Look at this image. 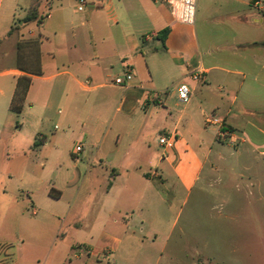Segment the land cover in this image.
<instances>
[{
    "label": "crops",
    "instance_id": "0c3cea01",
    "mask_svg": "<svg viewBox=\"0 0 264 264\" xmlns=\"http://www.w3.org/2000/svg\"><path fill=\"white\" fill-rule=\"evenodd\" d=\"M31 1L20 14L13 10L2 15L3 0H0V143L5 146L3 151L6 158L13 154L27 155L38 151L39 157L49 161V146L56 144L57 139L53 132L46 134L44 123L52 107L55 104L61 106L63 109L58 114L66 113L60 118L61 123L73 128V116L87 104L88 95L104 87L116 90L92 95V107L94 103L100 106V115L94 122L82 125L78 132L81 139L70 149V155L74 156L68 162L72 172L62 173L59 183L47 187L49 198L59 201L67 198L71 209L77 201L76 195L81 191L86 192L91 204L95 203L93 222L97 227L119 226L124 235L138 217V223L144 225L148 216L153 219L157 216L155 211L159 196L163 195L164 184L169 183L173 192L178 187L191 191L207 164L218 154V128L208 127L204 123V116L211 112L224 119L234 143L239 140L240 144H249V151L242 148L233 158L236 161L235 169L239 170V180L244 181L245 174H251L254 164L264 159V149L260 154L253 152L256 145L253 137L247 133L250 128L264 136V130L256 127L248 118L253 113L264 115V101L259 100L260 94L264 93V32L261 39L254 38V29L264 31V15L261 17L259 14L263 11L258 9L259 1L245 3L250 9H258L248 19L236 9L239 0H222L224 5L217 11V16L220 23H227L231 27L221 28L224 34L227 31L226 41L217 43L214 51L208 39H204V44L200 43L195 23L185 25L173 19L165 0H141L142 11L139 12L125 8L122 0H118L123 6L122 14L115 10L113 0H89L91 8L84 12L88 20L99 3L107 2L108 11L94 14L93 25L94 28H116L117 37L111 48L122 67L127 68L125 71L132 70L135 74V79L126 88L105 83L92 85L110 67L109 63L99 61V57L107 53L103 47L97 49L92 44L87 48L83 46L80 42L82 36L76 33L75 28H71V35L67 36V26L74 24V20L63 9H52L54 0H41L39 16H43L42 23H23ZM128 4L131 6L133 3L128 0ZM206 19H211L210 13L204 16ZM32 25H36L38 30L33 29ZM147 28L155 29L147 31ZM166 28L169 33L162 41L157 35ZM146 32L153 34L145 38L144 43L160 40L164 56L158 55L157 46L147 52L144 47L138 46L135 51L117 53L123 52V41L126 40L123 33H131L137 38L143 37ZM25 33L29 39H25ZM16 34L19 38L12 43ZM32 41L38 42L37 62L30 54L33 48L29 43ZM137 58L145 66L146 80L138 76L135 68ZM35 63L38 69L33 68ZM159 68L168 76L176 73L178 77L173 84L176 88L182 82L189 84L192 96L187 103L178 101L176 88L166 100L163 97L156 102L152 100L150 92H160L154 90V72ZM197 70L203 71L201 81L190 77ZM22 76L30 77L31 85L22 112L17 115L10 107L17 81ZM172 103L179 109L174 116L168 107ZM112 106H115V111L108 120L106 113ZM169 119L170 123L165 125ZM154 127L164 129L167 137H171L169 145L162 146L157 158L148 155V148H145L148 142L146 129ZM57 129L58 125H55L54 130ZM35 141H39L38 148H34ZM79 144L82 151L76 153L75 147ZM88 146L96 151L90 157L83 154ZM81 153V157H78ZM53 156L56 158L57 155ZM3 173L0 196L8 195L7 187L13 179L12 173ZM156 177L165 183L159 184ZM148 194H151L150 199L147 198ZM27 197L31 214L36 216L39 208L31 195ZM20 217L24 218L23 213H14L12 203L8 205L3 219H9L12 225L16 222V225ZM73 226L79 228L78 223ZM90 235L88 239L72 244L74 258L80 264H104L106 258L102 257L107 252L111 253L109 241H105V237L104 242L94 244L95 237L92 233ZM62 237L61 233L55 235L56 240ZM23 238L20 234L22 244ZM14 247L11 239L0 236V252L3 249L8 252L11 248L12 263L16 260V264H19L13 253ZM67 261L72 262L71 259Z\"/></svg>",
    "mask_w": 264,
    "mask_h": 264
},
{
    "label": "rangeland",
    "instance_id": "374dc122",
    "mask_svg": "<svg viewBox=\"0 0 264 264\" xmlns=\"http://www.w3.org/2000/svg\"><path fill=\"white\" fill-rule=\"evenodd\" d=\"M130 1L133 3L131 6L128 0H122L125 8L142 11L141 0ZM250 1L239 0V3H236V9L248 19L252 14H256L258 9H263L259 12L263 17L264 0H256L260 3L258 9L245 6ZM113 3L115 10L122 14V4H119L118 0H113ZM32 4L33 0L31 6ZM75 4L74 0H54L51 5L54 10L63 9L74 20V24L67 26V36L71 35V28H75L76 33L82 36L80 42L83 46L87 48L92 44L97 49L102 47L105 49L107 55H101L99 61L109 63L110 67L102 78L94 80L92 85L112 84L116 77L123 79L127 68L122 67L120 60L116 58L117 54L111 48V44L117 37L114 31L116 28H98V26L94 28L95 24L93 25L94 14L108 11L107 2L99 3L97 8L93 9L89 20L84 13L77 11ZM29 5L30 0H3L1 13L4 15L16 10L20 14ZM90 5L89 3L88 9ZM223 5L222 0H197L196 2L197 36L201 44H204V39H208L214 51H216L217 43L226 41L227 31L224 34L221 28L231 27L227 23H220V18L217 16V11L223 8ZM208 13L211 19L204 20V16ZM32 27L38 30L36 25ZM147 29L151 31L155 28ZM254 30V38L261 39L263 29ZM152 34L146 32L143 37L135 38L131 33H123V36L126 35V40L123 41V52L117 53L135 51L138 46L144 47L147 52L157 46L158 55L164 56L165 51L160 40L151 44L144 43L146 36ZM24 36L25 39H29L27 33ZM18 38L16 34L11 42H17ZM6 46L8 47V43ZM49 47L52 46L49 45ZM223 51L221 52L226 54ZM222 53L221 55H224ZM16 64H18L17 61ZM135 68L138 76L146 80L147 71L140 58H137ZM175 74L173 72L171 76H168L162 68L154 72L156 87L154 90L166 93L162 96L165 100L176 88L174 85L178 76ZM112 91L116 92L110 87H104L88 95L87 104L73 116V128H67L66 124L61 123L60 118L66 113L59 115L58 111L63 108L58 104L52 107L47 115L48 120L44 123L46 134L53 132L57 139L56 144L49 146V154H51L49 161L39 157L38 151L29 152L27 155L13 154L6 158L3 151L5 146L0 143V183L3 181V172L13 174V179L7 187L8 195L0 196V236L13 241L15 245L13 253L16 254L18 263L80 264L81 262L74 258L71 246L77 241L88 239L92 233L95 237L94 244L104 242L105 237L107 239L105 241H109L108 247L111 253L107 252L102 257L106 258L108 264H264V159L254 164L250 176L245 174L246 179L239 180L237 177L239 170L235 169L234 155L242 148L249 151L247 149L249 144H240L239 140L234 143L228 140L222 141L217 137L220 144H218V154L207 164L193 189L185 191L182 187H178L173 192L169 183L164 184L165 189L163 195L159 196L155 211L156 218L148 216L145 224L141 225L138 223V217L130 225L128 233L124 235L119 226L108 225L103 228L94 224L95 203L91 204L86 192L81 191L76 195L77 201L71 209L67 204V198L59 201L48 197L47 187L59 183L62 173L72 172L68 162L74 159V156L70 155V149L74 147L77 140L81 139L78 132L81 131L82 125L94 122L100 115V106H95L94 103L92 107L94 101L92 95ZM260 96L259 100L264 101V93ZM168 107L173 116L179 110L174 103ZM114 111L115 106H112L105 118L109 120ZM248 118L256 127L264 130L263 114L253 113ZM167 123H170V119L165 125H168ZM55 125H58L57 130H54ZM146 131L147 154L157 158L162 150L159 139L167 137V134L164 129L158 127L147 128ZM247 133L253 137L256 145L253 152L260 154L264 149V136L250 128ZM124 148H127L126 145ZM95 152L94 148L88 146L83 154L90 157ZM55 154L56 158L53 156ZM81 155L82 153L78 157ZM230 169L234 170L230 171ZM156 179L159 184L165 183L160 177ZM27 195H31L36 207L39 208L36 216L31 214L32 208ZM150 196L151 194H148L147 198L150 199ZM12 203L14 213L24 215V218L20 217L16 225V222L12 225L9 219H3L8 205ZM75 223L79 224V228L73 226ZM57 233L63 234L59 240L55 239ZM20 234L24 237L23 244L19 240ZM9 249L8 252L5 249L0 252V262L16 264V260L12 263V251L11 248ZM66 259H71L72 262H65Z\"/></svg>",
    "mask_w": 264,
    "mask_h": 264
},
{
    "label": "built area",
    "instance_id": "2783aa9c",
    "mask_svg": "<svg viewBox=\"0 0 264 264\" xmlns=\"http://www.w3.org/2000/svg\"><path fill=\"white\" fill-rule=\"evenodd\" d=\"M75 7L78 12H86L89 6L87 0H74ZM170 6L171 15L176 22L185 25H194L196 17V2L197 0H165ZM150 36H146L149 38ZM190 77L195 81H201L203 79V71L197 70L190 74ZM135 79V74L132 70L125 73L124 78L116 77L113 79V85L126 88ZM166 94L164 92H150V96L154 102L161 100L162 96ZM177 99L181 103H187L192 96V90L187 83H179L176 88ZM204 123L208 127L218 128L217 137L222 140H228L234 142L233 135L227 130L225 121L223 118L215 114L214 112L208 113L204 116ZM171 137H161L159 143L162 146H167L170 143ZM82 151L81 144L75 147V152L80 153Z\"/></svg>",
    "mask_w": 264,
    "mask_h": 264
},
{
    "label": "trees",
    "instance_id": "16d2710c",
    "mask_svg": "<svg viewBox=\"0 0 264 264\" xmlns=\"http://www.w3.org/2000/svg\"><path fill=\"white\" fill-rule=\"evenodd\" d=\"M41 0H33V4L30 7L28 14L22 20L23 23H32L37 21L38 24L42 23L43 16H39V5ZM14 29V28H13ZM12 31V30H11ZM169 33V29L166 28L158 33L157 37L164 41L165 37ZM29 46L33 48L30 51V54L35 57V61L37 62L39 53H38V42L32 41L29 43ZM34 69H38V65L35 63L33 64ZM31 85V78L28 76H22L17 81L16 90L14 93V97L11 103L10 110L15 114H20L23 109V103L27 95V91ZM40 146L39 141H35L34 148H38Z\"/></svg>",
    "mask_w": 264,
    "mask_h": 264
},
{
    "label": "water",
    "instance_id": "95a60500",
    "mask_svg": "<svg viewBox=\"0 0 264 264\" xmlns=\"http://www.w3.org/2000/svg\"><path fill=\"white\" fill-rule=\"evenodd\" d=\"M263 24H264V20H262Z\"/></svg>",
    "mask_w": 264,
    "mask_h": 264
}]
</instances>
